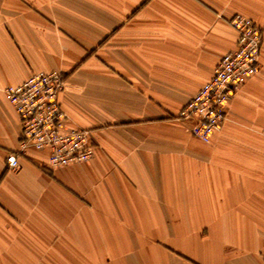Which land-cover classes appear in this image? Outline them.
Listing matches in <instances>:
<instances>
[{
  "label": "crops",
  "instance_id": "crops-1",
  "mask_svg": "<svg viewBox=\"0 0 264 264\" xmlns=\"http://www.w3.org/2000/svg\"><path fill=\"white\" fill-rule=\"evenodd\" d=\"M236 14L263 28L264 0H0V264H264V30L211 142L178 119ZM52 70L90 161L20 152L5 89Z\"/></svg>",
  "mask_w": 264,
  "mask_h": 264
},
{
  "label": "built area",
  "instance_id": "built-area-1",
  "mask_svg": "<svg viewBox=\"0 0 264 264\" xmlns=\"http://www.w3.org/2000/svg\"><path fill=\"white\" fill-rule=\"evenodd\" d=\"M230 25L238 32L237 47L222 56L212 78L178 114L179 119L190 123L192 135L205 143L222 129L229 101L260 70L262 26L243 14L233 16ZM65 83L58 70L39 71L5 89L22 123L20 152L47 150V165L52 168L87 162L96 155L92 131L68 124L60 100ZM7 163L17 169V154H9Z\"/></svg>",
  "mask_w": 264,
  "mask_h": 264
},
{
  "label": "rangeland",
  "instance_id": "rangeland-1",
  "mask_svg": "<svg viewBox=\"0 0 264 264\" xmlns=\"http://www.w3.org/2000/svg\"><path fill=\"white\" fill-rule=\"evenodd\" d=\"M264 28V27H263ZM264 30V29H263ZM179 119V118H178ZM180 121H182V122H184V123H186L187 125H188V127H189V129H191V126H190V123L189 122H187L186 120H181V119H179Z\"/></svg>",
  "mask_w": 264,
  "mask_h": 264
}]
</instances>
